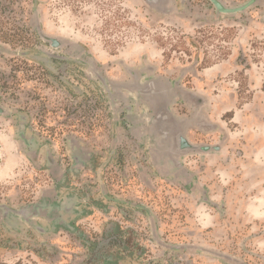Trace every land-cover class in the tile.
I'll use <instances>...</instances> for the list:
<instances>
[{"label": "rangeland", "instance_id": "1", "mask_svg": "<svg viewBox=\"0 0 264 264\" xmlns=\"http://www.w3.org/2000/svg\"><path fill=\"white\" fill-rule=\"evenodd\" d=\"M0 264H264V0H0Z\"/></svg>", "mask_w": 264, "mask_h": 264}, {"label": "water", "instance_id": "2", "mask_svg": "<svg viewBox=\"0 0 264 264\" xmlns=\"http://www.w3.org/2000/svg\"><path fill=\"white\" fill-rule=\"evenodd\" d=\"M210 1L216 7L217 12L219 14H233V13L245 11L247 8L252 6L257 0H250L247 4L240 6V7H236V8H228L220 0H210ZM146 2L149 5H155L157 4V2H159V0H146Z\"/></svg>", "mask_w": 264, "mask_h": 264}]
</instances>
